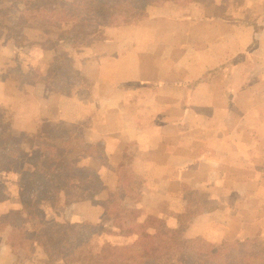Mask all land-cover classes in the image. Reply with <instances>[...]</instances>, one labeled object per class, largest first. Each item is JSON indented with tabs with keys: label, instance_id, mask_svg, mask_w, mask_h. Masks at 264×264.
<instances>
[{
	"label": "rangeland",
	"instance_id": "obj_1",
	"mask_svg": "<svg viewBox=\"0 0 264 264\" xmlns=\"http://www.w3.org/2000/svg\"><path fill=\"white\" fill-rule=\"evenodd\" d=\"M26 1L30 0H8L22 9ZM36 1L49 8H53L56 3V0ZM167 3L172 4L170 15L176 22L190 21L193 23L192 26L195 28L192 34L195 38L202 39L206 35H213L216 32L219 35L226 33L228 40L230 38L234 40L232 43L227 41L228 48L232 51H235V40L241 33H237L236 25L242 24L249 28L257 21L256 17L254 18L256 8L253 0H246V3L241 0H164L162 6L149 7L142 11L126 6L120 24L116 28L143 22L151 17L149 12L153 8H162ZM208 23L213 24L214 28L206 30ZM8 24L10 26V23ZM158 24L160 25V20ZM221 24L223 26H219ZM232 26H235L234 30L224 31ZM104 33H100L101 36L96 41L101 40L102 42ZM21 34L23 33L21 32ZM185 34H189V32L186 31ZM27 37V40L21 37L17 41L14 40L16 44L15 47H12L9 45L13 42H8L12 38L0 32V70L3 73V79H0V89H4L0 91V96H2L0 108L3 107L0 112L5 115L0 120V140L18 146L11 152L10 170L0 172V188H2L0 218L8 213L13 215L10 226L0 233V264H66L63 263V260L52 263L53 260L42 249L33 245L34 234L37 232L46 233L45 225L55 222L66 224L67 222L83 221L94 225L92 230L95 234L92 244L95 248L102 247L106 242L116 248L135 242L134 232L127 220L117 223L109 222L108 216L104 214L105 208L100 204L109 201L113 193L116 194L115 201L113 200L114 204H112L113 207H116L115 209L125 206V209L137 208L151 213L153 221L151 227L159 231H166L168 228L178 229L181 226L186 238L201 236L215 244L244 241L254 238L258 234L259 238L264 240V188L260 185L264 183V175L262 176L263 181L259 183L252 178V176H256L253 171H264V143L257 144L255 148L261 160L260 167L256 164L257 160L253 161L257 158H252V161L245 158L234 160L233 163L236 166L229 170L237 171L240 167L244 173L234 172L235 176L227 183L229 189L231 188L227 192L223 190L226 184L222 186L225 179L222 178L223 176L218 170L216 172L213 169V165L209 162L202 161L198 165L200 168L198 167L199 171L196 174H144L142 172L145 169L142 168L138 158L121 155L122 162L118 161L120 167H115L119 172L117 175L118 188L115 192H109L107 201H98L96 196L103 191L98 170L88 169L77 158L85 156V154L94 155L99 156L102 164L108 166L110 163L104 149L100 146H98L99 148L90 146L86 142L88 137L84 130L77 134L71 127H62L61 120L57 124L50 123L52 121L48 120H51L52 117L59 119L60 114L56 112L50 114L48 120H42L41 124H38L39 139H35L28 132L22 133L24 130L22 126L15 128V126L4 124L3 122H11L13 118L10 112L12 99L15 97L11 96V92L16 86H19L21 91L18 93L17 99L29 84L34 83L44 82L51 85L53 91L56 90L54 93L57 97H61L62 93L68 94L75 87L86 88L88 86V83L81 81L79 76V70L84 64V60L77 59L76 55L70 58L69 54L73 52V47L77 49V47H88L95 43L96 41H92L96 39L94 36L78 32L72 33L65 29L47 36L37 30H30ZM240 38H244L248 42L251 34L244 32V37L240 36ZM36 39H48L49 43H45V46L30 45ZM62 40L63 43H61ZM75 41L77 42L75 43ZM18 50L20 51L18 52ZM62 54H66L69 59L63 60L59 69L51 66L44 74L38 71V69L43 70L52 64L54 57L63 59ZM226 57L228 58V56ZM31 65L37 66L30 69L31 67L28 66ZM255 65L257 66V64ZM61 67L68 71H61ZM255 67L251 62L246 63L241 66V72L249 76ZM243 85L245 86L244 97L251 94V100L257 102V109L253 110L251 115H247L250 124H252L250 131H252L255 140L264 141V79H246ZM15 107L18 108L20 105H15ZM195 115L197 119H200L201 116L217 118V114L214 112L211 115H206L204 111H197ZM19 123L20 121H16L17 125ZM21 125L24 124L21 123ZM90 129L89 124L85 130ZM219 134L221 133L219 132ZM201 136L207 137L203 133ZM65 144L66 146H64ZM196 146H194L197 148L195 153L198 152V154L203 153L207 148L204 142H199ZM52 150L60 155L56 158L55 167L48 170L47 173L44 171L46 175H40L36 178L37 180L31 178L32 175L40 171L38 170L39 166L43 164L45 157H52V153H54H50ZM46 153L49 154L45 156ZM204 155L205 153L202 154L203 157H205ZM245 155H247V150ZM61 172H65L64 177ZM241 180L246 184L243 185ZM86 181L90 184L83 186L82 183H86ZM67 183L70 184V187ZM30 186H34V188L30 190ZM89 186L93 187V191L89 193L87 199H84L81 196L87 194ZM95 190L98 192L95 193ZM22 193L25 194L24 198L32 204L31 209L37 215L39 222L43 223V227L35 231V219L33 218V222L27 225V236H22L23 238L15 245L16 247H12L8 244L9 234L14 226L22 227L23 223L20 220L25 219L28 212L22 204ZM131 213L132 216L137 215L133 209ZM18 244L21 246H17ZM177 252L170 259L171 264L211 262L184 245L180 246ZM255 263L259 264L258 261Z\"/></svg>",
	"mask_w": 264,
	"mask_h": 264
},
{
	"label": "crops",
	"instance_id": "obj_2",
	"mask_svg": "<svg viewBox=\"0 0 264 264\" xmlns=\"http://www.w3.org/2000/svg\"><path fill=\"white\" fill-rule=\"evenodd\" d=\"M253 1L257 21L249 28L236 25L241 33L235 40V51L228 48L227 41L234 40H228L226 33L195 38L193 23L171 18L169 3L153 8L151 17L143 22L108 28L102 42L73 47L69 54L84 60L79 76L88 83L86 88L75 87L57 97L51 85L40 82L29 84L17 99L21 91L16 86L11 92L15 97L10 112L13 118L3 123L22 126V133L39 139L38 124L56 112L59 119L52 117L50 123L61 120L62 127H71L77 134L84 130L86 142L104 149L110 163L104 165L94 155L77 158L88 169L98 170L103 189L96 196L98 201H107L109 192L117 190L119 172L115 167H120L121 155L138 158L144 174H196L202 161L209 162L225 179L222 186L226 187L222 188L227 192L234 172L244 173L240 167L229 170L236 166L234 160L257 158L253 161L261 166L255 148L264 141L255 140L247 118L257 109V102L251 100V94L243 95L246 79H264V0ZM212 25L208 23L206 30L213 29ZM232 29L235 26L224 31ZM244 32L251 34L248 42L240 38ZM9 46L15 47V43ZM250 62L258 67L246 76L241 66ZM197 111L206 115L214 112L217 118L197 119ZM4 116L0 112V120ZM89 124L91 129L85 130ZM199 142L206 143L205 157L195 153ZM253 172V180L262 182L264 171ZM260 185L264 188V183Z\"/></svg>",
	"mask_w": 264,
	"mask_h": 264
},
{
	"label": "trees",
	"instance_id": "obj_3",
	"mask_svg": "<svg viewBox=\"0 0 264 264\" xmlns=\"http://www.w3.org/2000/svg\"><path fill=\"white\" fill-rule=\"evenodd\" d=\"M163 1L56 0L55 6L49 8L39 4L36 0H30L24 2V8L22 9L17 4L8 2V0H0V32L12 38L8 42L13 43L19 37L27 40V33L30 30H37L47 36L65 29L72 33L78 32L83 35L94 36L96 39L92 41H96L106 29L119 26L126 6L131 7L133 10L142 11L149 7L162 6ZM8 23H10V26ZM45 43H49V40L36 39L30 45L45 46ZM17 45L20 46V44ZM62 56L63 59L54 57L52 64L46 66L43 70L38 69V71L44 74L51 66L59 69L63 60L69 59L66 54H62ZM61 71L68 70L62 68ZM15 147L18 146L0 140V172L10 170L11 152ZM50 153H52V157H47L46 155L49 153H46L43 164L39 166L38 170L40 171L32 175L31 178L37 180L36 178L40 175H46L44 171L47 173L48 170L55 167L56 158L60 155L53 150ZM61 175L64 177L65 172H61ZM82 184L87 186L90 183L86 181ZM68 187H70V184H68ZM29 188L31 190L34 186ZM92 189L93 187L89 186L87 194H83L81 197L87 199L89 193L93 191ZM1 191L2 188H0V194ZM97 192L98 190H95V193ZM22 197V204L28 212L26 218L20 220L23 223L22 227L14 226L9 234L8 244L12 247H16L15 245L27 236V225L33 222V218L35 219V231L43 227V223L39 222L37 215L31 209L32 204L24 198L25 194L22 193ZM110 198L109 201L100 204L105 208L104 214L108 216L107 220L116 223L127 220L134 232L135 242L117 248L106 242L102 247L95 248L92 244L95 234L92 228L95 226L88 222L76 221L73 223L67 222L66 224L55 222L51 225H45L47 232L34 234L35 241H33V245H37L42 249L53 260L52 263L63 260V263L66 264H171L170 259L178 253V248L184 245L200 257L207 258L209 262L211 261L204 264H256L255 261L264 264V240L259 238V234L244 241L224 242L222 244L212 243L201 236L186 238L184 229L181 226L178 229L168 228L166 231L156 230L151 227V223H153L151 213L137 208L125 209V206L115 209L116 207H113L112 204H114L116 194H111ZM132 209L133 212L137 213L136 216L131 215ZM12 217L13 215L8 213L0 218V233L10 226ZM17 246L21 245L18 244Z\"/></svg>",
	"mask_w": 264,
	"mask_h": 264
}]
</instances>
